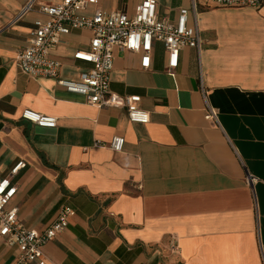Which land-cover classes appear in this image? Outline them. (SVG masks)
Instances as JSON below:
<instances>
[{
	"label": "crops",
	"instance_id": "obj_1",
	"mask_svg": "<svg viewBox=\"0 0 264 264\" xmlns=\"http://www.w3.org/2000/svg\"><path fill=\"white\" fill-rule=\"evenodd\" d=\"M141 1L98 6L132 14ZM25 2L0 0V178L25 164L12 176L8 207L29 229L45 228L63 205L74 208L43 246L47 262L264 264V3L200 5L201 47H183L170 72L161 42L148 68L140 54L116 51L110 90L140 95L149 112L141 123L124 108L90 104L53 78L20 70L16 52L33 22L45 19L34 8L12 22ZM179 6L189 0H158L159 13L172 18ZM91 36L76 29L61 37L52 51L60 77L90 66L75 52L88 50ZM24 108L56 125L22 119ZM113 136L124 138L121 151L107 145ZM16 253L0 238V264H12Z\"/></svg>",
	"mask_w": 264,
	"mask_h": 264
},
{
	"label": "built area",
	"instance_id": "obj_2",
	"mask_svg": "<svg viewBox=\"0 0 264 264\" xmlns=\"http://www.w3.org/2000/svg\"><path fill=\"white\" fill-rule=\"evenodd\" d=\"M264 0H189V7L179 6L172 18L158 11V0H142L132 14L124 10L104 11L98 0H26L12 22L21 20L29 11L37 8L45 15L36 19L29 33L28 44L19 49L15 61L20 70L30 77H50L66 91L82 95L90 104L124 108L132 122L146 123L149 112L139 106L140 95H119L110 90V72L116 51L140 54V66L148 68L155 42H161L167 52V71H173L179 62L180 50L185 47L200 49L202 39L198 22V7L250 6L257 8ZM95 8L91 14L86 10ZM191 16V20H190ZM191 22V23H190ZM76 29L91 31L89 49L75 52V58L83 59L90 66L73 79L60 77V62L52 51L64 34ZM203 89V88H202ZM213 111V110H212ZM210 117H214L211 112ZM21 118L42 127H54L56 118L24 108ZM95 145H104L100 140ZM122 136H113L107 144L113 151H121ZM25 164L18 162L9 176L0 178V238L8 246L15 247L16 257L12 264H49L43 246L67 227L75 214L73 207L63 205L55 218L40 231L27 228L18 218L17 208L8 207L16 193L12 176ZM252 183L253 177L248 174Z\"/></svg>",
	"mask_w": 264,
	"mask_h": 264
},
{
	"label": "rangeland",
	"instance_id": "obj_3",
	"mask_svg": "<svg viewBox=\"0 0 264 264\" xmlns=\"http://www.w3.org/2000/svg\"><path fill=\"white\" fill-rule=\"evenodd\" d=\"M162 1V4H164L166 2V0H161ZM199 8V7H198Z\"/></svg>",
	"mask_w": 264,
	"mask_h": 264
}]
</instances>
